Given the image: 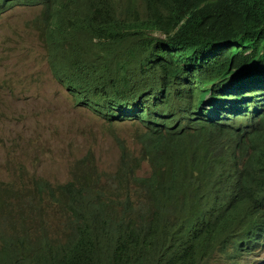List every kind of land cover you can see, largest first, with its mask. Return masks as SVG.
Listing matches in <instances>:
<instances>
[{"label": "trees", "instance_id": "16d2710c", "mask_svg": "<svg viewBox=\"0 0 264 264\" xmlns=\"http://www.w3.org/2000/svg\"><path fill=\"white\" fill-rule=\"evenodd\" d=\"M25 6L41 7L34 26L75 105L110 130H144L138 149L115 136L113 171L88 155L62 185L0 186V264L252 256L264 241V0H0V16Z\"/></svg>", "mask_w": 264, "mask_h": 264}, {"label": "rangeland", "instance_id": "374dc122", "mask_svg": "<svg viewBox=\"0 0 264 264\" xmlns=\"http://www.w3.org/2000/svg\"><path fill=\"white\" fill-rule=\"evenodd\" d=\"M40 13V6H25L0 16L2 188L13 181L17 188L34 185L32 178L62 185L71 179L74 165L88 155L94 157L96 171H113L121 156L115 136L138 149L135 135L143 129L128 122L110 130L100 116L75 105L69 88L55 78L47 47L34 26ZM149 168L143 163L137 175H147ZM21 178L24 182L19 183ZM214 261L220 263L219 254ZM224 264H264V247L239 263Z\"/></svg>", "mask_w": 264, "mask_h": 264}, {"label": "clouds", "instance_id": "9594fccd", "mask_svg": "<svg viewBox=\"0 0 264 264\" xmlns=\"http://www.w3.org/2000/svg\"><path fill=\"white\" fill-rule=\"evenodd\" d=\"M131 45L126 43V42H123L120 46V49L125 52ZM70 90V89H69ZM74 99V98H73ZM75 102V101H74ZM78 107V106H77ZM90 110V109H88ZM91 111V110H90ZM93 113H95L96 115L100 116L96 111H92ZM101 117V116H100ZM102 118V117H101ZM103 120H105L104 118H102ZM106 121V120H105ZM107 123H109L108 121H106ZM264 247V241H263V244H257L256 245V250H261L262 248ZM255 250V251H256ZM231 254V251H228L226 254H219L220 256V263L219 264H224L226 262H235V263H239V261L244 258V257H251V256H248V255H244V256H240L238 258H235V259H232V258H229ZM255 252L253 253L252 256H254Z\"/></svg>", "mask_w": 264, "mask_h": 264}]
</instances>
